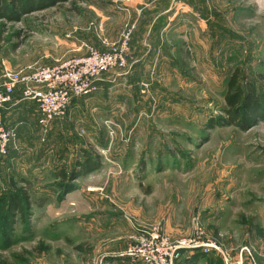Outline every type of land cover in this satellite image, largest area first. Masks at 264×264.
Wrapping results in <instances>:
<instances>
[{
    "label": "rangeland",
    "instance_id": "obj_1",
    "mask_svg": "<svg viewBox=\"0 0 264 264\" xmlns=\"http://www.w3.org/2000/svg\"><path fill=\"white\" fill-rule=\"evenodd\" d=\"M255 1L68 0L0 19V76L127 40L124 66L74 98V115L42 127L33 103L8 118L20 97L0 106V198L44 200L0 224V264H145L126 256L140 244L172 264H264V117L222 121L234 74L264 95ZM84 153L98 166L65 194L56 176Z\"/></svg>",
    "mask_w": 264,
    "mask_h": 264
},
{
    "label": "built area",
    "instance_id": "obj_2",
    "mask_svg": "<svg viewBox=\"0 0 264 264\" xmlns=\"http://www.w3.org/2000/svg\"><path fill=\"white\" fill-rule=\"evenodd\" d=\"M258 9L264 8V0H256ZM126 39L106 52L89 51L84 56L72 57L59 61L49 67H39L26 73L6 72L0 76V106L10 101L16 89H20V99L33 103L36 109L38 123L46 127L55 119L66 116L74 98L89 96L97 91L96 81L110 70L124 66ZM11 133L5 129L0 118V155L8 152ZM150 238V237H149ZM157 240H161L158 237ZM143 240V239H141ZM143 245L132 248L128 255L133 259H143L145 264H172L171 257L161 249H155L152 244L151 253L143 255ZM204 248L207 246H195Z\"/></svg>",
    "mask_w": 264,
    "mask_h": 264
},
{
    "label": "trees",
    "instance_id": "obj_3",
    "mask_svg": "<svg viewBox=\"0 0 264 264\" xmlns=\"http://www.w3.org/2000/svg\"><path fill=\"white\" fill-rule=\"evenodd\" d=\"M66 1L68 0H0V19L5 18L10 22L17 21L19 17L27 15L30 11L40 10ZM235 81L236 75L234 74L232 79L227 83V91L224 96V102L226 104L224 112L227 115V119L222 121L228 124H234L240 129H244L256 120H261L264 117V95L259 93L251 83L245 84L244 87H240L237 86ZM91 156L92 153H84L82 161L77 163L78 167L75 171L73 168L69 175L65 171H60L57 174L56 179L59 182L57 186L62 188L63 193L67 194L73 189L71 182L75 180L80 173H87L97 168L99 158L97 156ZM27 200H29L27 197H23L22 199V197L17 194H12L7 201L4 197L0 198V224H2V222L4 225L11 224L10 219L12 215H22L25 211L24 209L27 208V203H33L35 206L39 207L44 202V200ZM23 202H25L26 205H22Z\"/></svg>",
    "mask_w": 264,
    "mask_h": 264
},
{
    "label": "crops",
    "instance_id": "obj_4",
    "mask_svg": "<svg viewBox=\"0 0 264 264\" xmlns=\"http://www.w3.org/2000/svg\"><path fill=\"white\" fill-rule=\"evenodd\" d=\"M18 93H19V95H18ZM14 95H17V97L19 96L20 97V90H19V88L18 89H16V91L14 92V94H13V97H14ZM13 97H12V99H13ZM74 102V100L72 101V103ZM13 105H10L11 107H10V110H13V113H9V114H7L5 117H3V118H8V117H12V116H17L18 115V112H20L21 114L22 113H28V107H26V105L27 106H31V107H33V105L30 103V102H28V101H22L20 98L17 100V101H15V102H13L12 103ZM8 105V104H7ZM24 105V106H23ZM34 108V107H33ZM18 109V110H17ZM29 109H30V107H29ZM15 110H17V111H15ZM34 113H35V108H34ZM73 113V115H74V108H72V109H69L68 110V114L70 115V114H72ZM68 114H66V116L65 117H67V115ZM34 115V114H33ZM68 115V116H69ZM20 116H22V117H28V115H20ZM34 117H36V113H35V115H34ZM7 124V121L5 122V125Z\"/></svg>",
    "mask_w": 264,
    "mask_h": 264
},
{
    "label": "water",
    "instance_id": "obj_5",
    "mask_svg": "<svg viewBox=\"0 0 264 264\" xmlns=\"http://www.w3.org/2000/svg\"><path fill=\"white\" fill-rule=\"evenodd\" d=\"M262 10H264V8H261Z\"/></svg>",
    "mask_w": 264,
    "mask_h": 264
}]
</instances>
